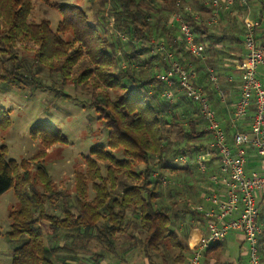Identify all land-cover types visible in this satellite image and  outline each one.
<instances>
[{"label":"trees","instance_id":"1","mask_svg":"<svg viewBox=\"0 0 264 264\" xmlns=\"http://www.w3.org/2000/svg\"><path fill=\"white\" fill-rule=\"evenodd\" d=\"M41 1L60 12L55 29L47 19H29L33 0H0V56L7 60L0 65V90L30 84L56 98L76 100L62 86L67 80L84 86L90 89L85 102L97 112L107 141L91 146L83 157L84 169L74 173L73 195L55 187L43 162L46 148L66 141L59 129L50 124L33 126L29 134L39 140L42 150L28 160H6L0 146V195L12 189L17 200V207L8 213L6 233L15 240L11 264H58L59 253L74 260L89 238L103 247L88 256L92 264L107 257L116 264L127 262L132 251L141 252L149 264H185L188 239L193 230H203L205 216L192 197L198 186L180 176L201 173L193 158L211 135L199 123L206 125L198 102L188 98L175 79L168 85L157 77L168 62L164 52L156 50L153 36L162 35L164 49L191 65L196 84L205 88L211 102V94L219 98L220 94L208 79L209 70L223 86L238 71L235 66L244 52L242 24L232 12L253 6L256 19L264 25V0H232V5L223 7L218 1L221 9L214 22L207 19L216 13V6L197 3L195 11L186 12L182 8L186 0H85L94 7L92 15L74 3ZM176 2L193 40L204 45L203 57L185 49L176 22L158 20L177 10ZM18 46L28 47L33 57H22ZM36 67L59 74L61 83H45ZM10 123L0 106V129ZM179 155L187 161H175ZM30 161L35 164L33 173ZM47 205L56 211L48 212ZM256 221L262 228L258 246L264 262V198L258 203ZM125 234L128 240L120 242ZM61 235L63 243L47 245L48 239ZM222 243L205 249L208 262L241 264L242 254L225 253Z\"/></svg>","mask_w":264,"mask_h":264},{"label":"built area","instance_id":"2","mask_svg":"<svg viewBox=\"0 0 264 264\" xmlns=\"http://www.w3.org/2000/svg\"><path fill=\"white\" fill-rule=\"evenodd\" d=\"M217 6L219 0H210ZM232 0H227V6ZM245 3V0H240ZM171 14L169 23L176 22L178 31L184 41L185 49L194 56L203 57L204 45L193 40L190 26L180 14V4ZM190 12L189 7H182ZM215 13L210 22L216 21ZM243 55L236 64L240 72L238 96L232 105L229 116L231 144L228 143L226 131L217 117L216 110L209 100L205 88L197 85L196 72L190 64L179 62L171 51H166L160 41H154L156 50L164 52L168 68L157 74L159 80L168 85L175 79L184 94L198 102L199 113L205 120V130L211 139L203 149L196 153L193 160L201 173L208 171L210 163L216 156V167L209 173V184L201 195V203L196 206L205 216V233L190 247V254L185 264H199L200 258L212 243L225 239L229 232L239 233L247 243L248 264H264L258 239L262 232L257 223L258 199L264 195V86L259 78L258 67L264 68V43L257 36L264 25L258 19L243 18ZM209 81L220 92L217 77L209 70ZM169 97L170 93H166ZM220 98L223 99L222 93ZM239 125L244 126L243 129ZM248 150L258 157V171L246 169ZM175 161L186 162L185 155H179Z\"/></svg>","mask_w":264,"mask_h":264},{"label":"rangeland","instance_id":"3","mask_svg":"<svg viewBox=\"0 0 264 264\" xmlns=\"http://www.w3.org/2000/svg\"><path fill=\"white\" fill-rule=\"evenodd\" d=\"M57 1L59 3H74L80 5L84 7L90 15H92L94 11V7L87 4L85 0ZM219 1L220 4L224 3L222 7L224 5L227 6V0ZM197 3L212 5L210 0H186L183 5L189 7L190 12H193L196 10ZM220 4H218L219 6H216V13L221 9ZM229 5L232 4L229 3ZM254 10L253 6H249L248 10H236L237 13H234V10L232 14L237 16L236 20L241 26L245 16H254ZM180 14L183 16L182 11H180ZM206 15L207 13L204 14L205 18ZM208 17L207 20H210L212 16L208 15ZM93 18L94 17H92V19ZM170 18L171 14L166 18L160 17L158 20L161 23L167 20L166 23L168 24ZM29 19L35 22L47 19L51 23L52 29H55L57 22L61 19V14L57 9L41 0H33ZM156 19L157 16L152 17L153 21ZM232 21L234 20H231V22ZM222 23H225V21ZM241 31H243L242 27ZM161 38H163V36L159 33H155L153 36L154 41H161ZM17 51L25 59H31L33 57V52L28 47L25 48L18 46ZM6 62V58L0 56V65L6 64ZM76 68L77 67H73L72 70H75ZM35 70L36 74L47 84H50L51 81H57L58 83H61L62 81L59 74L49 72L47 68L36 67ZM62 89L67 94L76 98V100L56 98L53 95V92L49 90L33 89L30 84H24L21 88H2V90H0V106L7 111L11 123L7 128L0 129V146H4V158L6 160L13 159L16 162H19L22 159L28 160L42 150L39 140L33 139L29 134V130L38 124H50L59 129L65 136L66 141L55 143L46 148L44 150L45 155L43 162L55 187L73 195L74 173L75 171L84 169L85 163L83 157L88 154V150L91 146L99 144L105 145L107 138L105 127L97 119V112L89 108L85 102L90 96V89L81 85L75 86L69 80L65 82ZM199 123L201 128L205 129L204 123L201 121ZM116 154L121 156L119 151L116 152ZM99 165L104 172L103 163L99 162ZM34 167V162L30 161L31 173L34 172ZM201 175L202 174L200 173L192 177L188 175L180 176L181 180L184 179L190 181V183L193 182V185L198 186V190H196L198 193L192 194V197L195 199V206L201 203V194L209 184V174L204 177L203 175L201 177ZM36 187L37 189L40 188L39 185H36ZM162 191L163 195H165L167 191L165 184L163 185ZM92 195L93 192L90 191L89 197H92ZM16 207L17 200L12 189L7 190L0 195V264H11V249L15 244V240L11 239L6 233L10 230L8 213ZM46 209L48 212L56 211L49 205L46 206ZM193 234L196 235V233ZM233 235V232H229L222 245H226L227 248L232 246L231 249H229L232 256H237L241 252V264H248V257L245 253L247 250V243L241 241L238 242L237 238ZM60 237V239H48L47 245L63 243L65 237H62V235ZM125 240H128V234H125L120 242ZM192 241L193 239H191V242ZM235 243L241 244V249L238 245L233 246ZM83 244L84 251L80 250L77 253V259L71 260L65 258V256H68L67 254H57L55 258L58 261V264H92L88 260V256L91 253L101 251L103 247L99 245L94 238L84 239ZM124 246H127V243ZM127 258V262H119L117 264H149L148 260L142 257L141 252L138 251L128 253ZM208 261L209 259L204 256L203 252L200 258V264H210ZM115 262V259L107 257L99 264H116Z\"/></svg>","mask_w":264,"mask_h":264},{"label":"crops","instance_id":"4","mask_svg":"<svg viewBox=\"0 0 264 264\" xmlns=\"http://www.w3.org/2000/svg\"><path fill=\"white\" fill-rule=\"evenodd\" d=\"M251 18H255L256 19V9H255V12H254V16H252ZM263 35H264V29L260 28L258 30V33H257L258 39L260 41H263L262 40V38H264ZM258 73H259L260 81L262 82V84L264 86V68L263 67H258ZM239 82H240V72L239 71H234V74L231 75V77H229L228 81L226 80V81L223 82V83H225L223 86H221L219 84V86H220L219 94L222 93L223 99L219 98L218 95H215V94H213V95L211 94L210 95V96H212L211 103L213 104V107L216 110V114H217L218 119L220 120L223 128L226 131V136H227L229 144H231V142H232L231 141L232 129L229 126V121L228 120H229V116L231 114L232 105H233V103L235 102V100L237 99V96H238V85H239ZM215 167H216V161L214 162V168ZM259 167H260V162H259L258 157L255 156L253 151L248 150V153H247V164H246L247 171L248 172L258 171ZM209 173H208V171L206 172L207 175ZM263 198H264V195H262L258 199V203L261 202V200H263ZM193 233H196V235H194ZM204 233H205V224L203 225V230L202 231L199 230V229H195V230L192 231V235L190 236V238L188 239V242H187L189 250H190L191 245L193 243H195V241L200 236H202ZM233 233H234L233 236H235L237 238L238 242H240V241L244 242L243 239H242V236L239 233H235V232H233ZM191 239H193L192 242H191ZM224 241H225V239L223 240V242ZM236 245H238V247L240 246L239 248L241 249V244L235 243V245H233V246H236ZM231 247L227 248V246H226L227 249H226L225 253H228V252L230 253L229 249H231ZM245 253H246V251H245Z\"/></svg>","mask_w":264,"mask_h":264}]
</instances>
